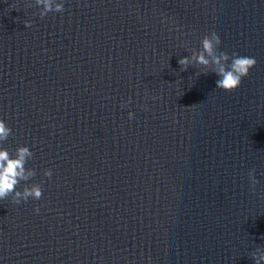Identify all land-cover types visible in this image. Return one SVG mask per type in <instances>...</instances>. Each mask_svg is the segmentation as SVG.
Segmentation results:
<instances>
[{"label":"water","instance_id":"1","mask_svg":"<svg viewBox=\"0 0 264 264\" xmlns=\"http://www.w3.org/2000/svg\"><path fill=\"white\" fill-rule=\"evenodd\" d=\"M63 4L0 0V147L42 187L0 200V264H181L264 170V0ZM213 32L257 61L233 91L180 70Z\"/></svg>","mask_w":264,"mask_h":264},{"label":"clouds","instance_id":"2","mask_svg":"<svg viewBox=\"0 0 264 264\" xmlns=\"http://www.w3.org/2000/svg\"><path fill=\"white\" fill-rule=\"evenodd\" d=\"M35 4L43 6L39 13L41 18L52 11L60 13L64 11L63 0H60V2H57V0H35ZM28 6L31 7V5ZM24 24L26 27L31 26L32 21L25 20ZM220 44L221 38L217 33L204 35L201 39V49H188L190 55L181 57L178 64L181 71L187 70L189 66L209 69L219 77L216 81L218 88L233 91L241 84L242 78L249 74V70L255 66L257 61L254 57L240 55L236 52L229 55L225 51H218ZM204 74H207V72ZM130 102L131 98H129L128 103ZM124 106L122 103L121 107ZM128 117L132 119L134 114L130 111ZM12 134V129L3 119H0V142L6 141ZM33 156V151L27 145L18 146L15 149V155H12L7 148L0 147V200H6L11 196L12 201L19 204L22 200L26 202L29 198L39 200L42 197V187L38 183H33L31 186L25 185L22 191L18 190L17 187L21 181H28L35 176V169L26 168L27 161ZM255 171V169H252L248 173L253 192H255V187L259 183ZM44 175L51 178L52 170L45 169ZM34 210L38 213L40 208L37 206ZM251 257L255 264H261V261H264V246H258L251 253Z\"/></svg>","mask_w":264,"mask_h":264}]
</instances>
